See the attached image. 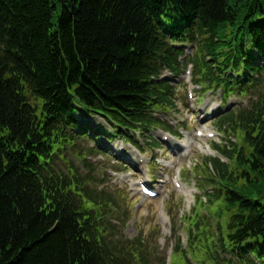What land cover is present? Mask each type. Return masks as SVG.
<instances>
[{"label": "trees", "instance_id": "trees-1", "mask_svg": "<svg viewBox=\"0 0 264 264\" xmlns=\"http://www.w3.org/2000/svg\"><path fill=\"white\" fill-rule=\"evenodd\" d=\"M165 1L74 0L72 9L70 5L64 7L71 12L69 15L63 8L51 15L54 26L48 37L50 9L46 0H0V6H9L18 14L26 42H30L23 59L8 62L0 56V121L7 125L14 145L26 140L22 150L39 158L51 145L43 137L48 136L45 129L36 130L23 118L22 78L31 82L36 97H52L47 104L57 102L53 116L59 115L58 103L68 105L73 100L83 102L88 110L107 111L116 123L127 122L132 117L131 108L138 103L132 91L136 74L146 76L154 71L160 64L157 60L172 62L162 52V41L146 20V15L154 11L151 6ZM173 1L185 13L204 6L201 22L203 28L215 34L211 38L215 48L232 44L237 34H248L258 43L259 36L264 35L262 20L254 19L264 14V0ZM57 39L62 41L61 46ZM30 64L37 66L36 76L30 75ZM254 120L260 145L247 166L252 179L240 182L229 177L232 183H239L237 188H244L240 194L244 198L264 193V112ZM35 143L40 145L37 150L33 149ZM1 164L0 158V264H101L88 254L78 237L89 232L84 227L86 218L68 212L70 203L51 188L59 179L53 178L42 188L13 167L6 175ZM44 193L52 194L54 199L41 197ZM239 193L229 192L224 206L234 211L232 198ZM247 201L252 202L249 197ZM256 224L249 235L264 239V215L257 218Z\"/></svg>", "mask_w": 264, "mask_h": 264}, {"label": "bare ground", "instance_id": "bare-ground-1", "mask_svg": "<svg viewBox=\"0 0 264 264\" xmlns=\"http://www.w3.org/2000/svg\"><path fill=\"white\" fill-rule=\"evenodd\" d=\"M174 2L173 0H170ZM48 8L50 9V15L48 20V37L52 35V28L54 24L52 23L51 15L55 12L60 11L63 8V11L66 15H69L70 11H65L64 7L70 5L72 9V4L74 0H46ZM78 9V5L75 6ZM0 12L4 14V26L3 29L0 27V47H11L16 48L18 53H24L30 49V42H26L25 35L22 32V28L19 24V16L15 12V10L9 6H0ZM64 25V24H63ZM62 25V26H63ZM261 30L264 32V18L262 19ZM55 35V34H54ZM57 43L61 46L62 41H58ZM51 46V45H50ZM54 48V46H51ZM8 63V62H7ZM51 204V203H49Z\"/></svg>", "mask_w": 264, "mask_h": 264}, {"label": "rangeland", "instance_id": "rangeland-1", "mask_svg": "<svg viewBox=\"0 0 264 264\" xmlns=\"http://www.w3.org/2000/svg\"><path fill=\"white\" fill-rule=\"evenodd\" d=\"M197 152V151H196ZM197 155V154H196ZM186 161V160H185ZM178 165H180V163H176V166H178ZM155 222H156V219H155V217L153 216V217H151L150 219H149V222L146 224L148 227H149V230H151L152 228H153V226H152V224H155ZM131 235H133V236H135L136 235V231H135V229H134V227H131Z\"/></svg>", "mask_w": 264, "mask_h": 264}]
</instances>
